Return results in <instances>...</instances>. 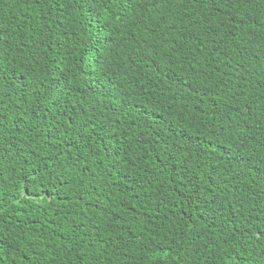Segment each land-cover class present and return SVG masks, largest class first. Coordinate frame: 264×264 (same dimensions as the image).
<instances>
[{"label":"trees","instance_id":"1","mask_svg":"<svg viewBox=\"0 0 264 264\" xmlns=\"http://www.w3.org/2000/svg\"><path fill=\"white\" fill-rule=\"evenodd\" d=\"M0 53V264H264V0H0Z\"/></svg>","mask_w":264,"mask_h":264},{"label":"snow or ice","instance_id":"2","mask_svg":"<svg viewBox=\"0 0 264 264\" xmlns=\"http://www.w3.org/2000/svg\"><path fill=\"white\" fill-rule=\"evenodd\" d=\"M37 2H39V0H37ZM81 4L84 6V7H89L91 4L95 3L96 0H80ZM112 0H104V3H105V6L108 4V3H111ZM190 2H197L199 3L200 0H190ZM217 2V0H211V3L215 4ZM228 3H232L234 2V0H227ZM239 2H244V0H239ZM0 58H2V53H0ZM0 71H2V68H0ZM41 84H43V81H41ZM0 244H2V241H0Z\"/></svg>","mask_w":264,"mask_h":264}]
</instances>
